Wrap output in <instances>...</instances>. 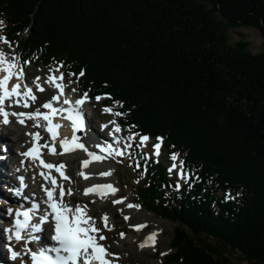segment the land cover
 <instances>
[{
    "label": "trees",
    "instance_id": "trees-1",
    "mask_svg": "<svg viewBox=\"0 0 264 264\" xmlns=\"http://www.w3.org/2000/svg\"><path fill=\"white\" fill-rule=\"evenodd\" d=\"M0 18L25 59L82 71V90L185 156L178 188L168 161H127L141 206L177 223L165 264H264V0H0ZM239 27L260 52L231 43Z\"/></svg>",
    "mask_w": 264,
    "mask_h": 264
},
{
    "label": "snow or ice",
    "instance_id": "snow-or-ice-1",
    "mask_svg": "<svg viewBox=\"0 0 264 264\" xmlns=\"http://www.w3.org/2000/svg\"><path fill=\"white\" fill-rule=\"evenodd\" d=\"M3 22L0 21V25ZM0 42L9 44L10 42L6 37L0 36ZM27 63V62H26ZM59 67H63V65H59ZM59 68L50 69V72L53 73L48 77V83H55L56 81H62L64 79L63 73L57 77L55 72L58 71ZM0 72L6 73L3 76H0V116L3 117V123H9L8 117L10 113L5 110L3 107L6 101H11L16 104H23L24 107H31L29 101H35L37 99L35 93L33 92L31 87L24 86L25 90L21 91V84L17 83L12 85L9 88V82L16 78L20 80L24 76L23 67L19 63V57L13 56L11 59L9 55L5 53L2 49H0ZM84 73L81 71L80 75L82 76ZM39 77H37V81ZM39 91H44V88L37 84ZM55 87L59 89V94L52 97L51 100L44 103L41 107L45 109H50V112H42L39 108H37L34 112H20V113H11V115H15L20 117L19 123L24 124L25 119H32L36 121L34 126L39 127L41 119L46 121V130L51 134V138L55 140L59 133L58 129L62 127L60 124L53 123V115L61 114L63 112H67L68 116L66 117L71 121V126L73 129V135L69 139L68 137H63L60 139V145L63 149L62 153L72 152L76 150H83L90 159H85L82 161V167L87 168L91 161H99L105 159V156L98 155L96 152L89 151L88 148L80 141V137L75 133L77 131H81L84 129V115L82 112V105L88 99L87 93L84 96L76 100L74 103L65 99L63 101L64 104L71 105L69 108H55L53 104L60 100V96L63 95L64 87L61 83H55ZM75 91V89H73ZM96 99L99 101L101 99L100 96H97ZM116 103H119L118 101ZM106 113H112L113 109L111 107H105L103 109ZM115 115H122V113H115ZM115 124V121H112ZM107 127V125H104ZM121 128L118 124H115L113 129V134L119 133ZM29 135L34 137L33 146L23 155L30 156L32 159H39L40 164L49 169V173H41L42 176L46 180H49L52 187H44V192L46 193V203L48 204L51 212L48 215H44L41 217V223L31 224L32 220L31 213L34 209H38L39 205H33V208L24 210V211H16L15 212V238L17 240L25 239V235L23 234L26 230L30 232H39L41 231V224L43 222H47L49 219V215H52L54 218V226L53 231L54 235L51 236V239L56 242L54 246H46L40 248L38 251H32L31 249H26L27 254L30 255L31 264H115V261L112 257L115 255L108 251L106 247L99 243V240H104L106 237L101 233V229L95 226V220L93 217L87 215V206H71L64 202L65 197V189L62 184L57 183L56 177L51 175V170L55 169L63 179H70L67 175H65L64 169L66 166L63 164L53 165L51 163H46L42 158L41 149L49 148L48 144H39V140L41 139L40 134L37 133H29ZM135 137H128V139H134ZM141 143L147 142L149 140L148 136L140 137ZM116 143H119L117 139ZM163 138L158 137L157 143L153 145L155 150V155H160V149L162 147ZM71 144V146H69ZM96 147L100 148L102 152L107 153L108 156L112 155H124L123 151H118L113 147L112 144L105 145H96ZM51 154H57L55 147L52 146L50 148ZM178 153H172L170 158L173 161L171 168H169V172L178 168V165L175 161L178 159ZM180 179L188 180L189 174L184 171L183 161L180 162L179 172ZM79 175L83 176L84 179H88V175L81 171ZM102 176L111 175V172H102L100 173ZM21 180L23 178L21 177ZM179 184L177 185V188ZM57 189H59L57 193ZM118 189L114 188L111 184H103V185H94L85 189L84 194L88 195L90 193H95L100 196L102 199L106 197V195L111 192L114 194ZM17 194H20V190H16ZM67 195H72V190H67ZM226 199H234L231 194L226 195ZM114 203H122V201H113ZM128 207H138V205H128ZM8 213L13 214L12 209H8ZM23 219H20V217ZM104 227L109 228L108 225V217L105 214L103 217ZM128 219V217H125ZM145 225H136L135 228L139 231ZM11 231V229H9ZM99 234V239H98ZM121 237H124V233L120 234ZM158 233H151L141 244L140 247H154L156 242V237ZM12 237H9L11 239ZM31 239H39V237L31 236ZM20 255L18 252H12L13 258ZM162 255H166V253H162ZM118 259V257H117Z\"/></svg>",
    "mask_w": 264,
    "mask_h": 264
},
{
    "label": "rangeland",
    "instance_id": "rangeland-1",
    "mask_svg": "<svg viewBox=\"0 0 264 264\" xmlns=\"http://www.w3.org/2000/svg\"><path fill=\"white\" fill-rule=\"evenodd\" d=\"M6 24L7 23L3 21V24L0 25V28L5 29ZM22 34H26V32H23ZM0 36H2L1 32H0ZM238 40L248 41L249 42V49L252 52L257 53L263 49V38H262L260 32L253 27H239V28L232 29L230 31L231 43L235 44ZM10 45L11 46H9V44H5V46H4V44L2 42H0L1 47H5V49L12 51L11 54L16 55V57L17 56L19 57L18 51L16 49V44L10 42ZM54 65H56V63ZM56 66H57V68H59V70L55 72V75L59 76V74L62 73V67H59L58 65H56ZM28 72H29V81L32 84L31 86L37 85L38 83L39 84L42 83L45 86H47V88L49 90V94H50V96H52V94L54 93V88H53L52 83H48V77L50 75H52L53 73H51L49 70H47L43 66L37 67V66L32 65V64L28 65ZM36 77H39L38 81H37ZM70 78L71 79L69 80V82H67L69 85L70 92L72 94L75 93L74 95H76V96H79L78 91H80L81 85L78 82V79L76 77L72 76ZM73 89H75V91H73ZM40 94H44V92L40 93ZM38 97H39L38 98L39 100L37 99L32 104V106H33V107H31L32 111L39 108L40 104L44 100H47V98H48V97H45L44 95H39ZM102 99H103V96L101 97L100 101ZM100 101H98L97 99H93L92 103L88 106V108H87L88 111L91 110L90 111L91 113L89 112L90 118H94L96 121L101 120L102 122L104 120L105 121H110V120L111 121H116V120L119 121L121 119V115H115V113H120L118 104H115L111 107L113 109L112 113H106L103 111V109L105 107L103 106V104ZM23 108H26V107H23ZM8 124H9V127H12V128H16V126H17L16 120L15 121L10 120V123H8ZM91 125H92V122H91ZM30 129L31 128L25 129V133H27V136H28L27 139L28 140H29V136H30L29 135ZM33 129H34V124H33ZM123 131L125 133H127V135L123 136V140L121 142V143H124L126 145V148L124 147L125 154L124 155H112V156H110L108 161H106L105 163L104 162L101 163V165H105V169H104V166L103 167L101 166L96 171L97 175L98 174L100 175V173H102V172H109L110 171L111 172L110 176L115 178L113 187L118 189V191H116L114 194L109 192L106 195V197L103 198V200L100 197H99L100 199L97 197L96 198L95 197H81V199H83V201L82 200L81 201L84 202L89 207L88 209H90L91 212H93L97 221L102 223L103 233L105 234L106 241L113 248L114 251L122 254V261H121L122 264H165L166 255L171 251L172 232H173L177 223L172 221V220L163 218L162 216H158L157 214L149 211L148 209L142 208L139 205L142 208V210H145L147 218L143 219L141 221V223H142L141 225H145V227H142L140 229L141 235L139 237L136 236L139 232L135 228L136 225H133V223H132V219H133L132 215L127 210L128 205L133 204L134 202H137V199H138L135 191L132 189V186L135 185V183L138 181L139 177H137L136 176L137 174H135L134 171L132 170L131 164L127 163V158H128L129 152H130V148L132 147V144L134 142V139H128V137H132L134 135L131 134L130 128L125 129L123 127ZM128 132H129V134H128ZM5 134H7L6 135L7 137L4 138V142H6V143H4L2 146L6 145V144L14 143V140H16L17 136L15 134H13L11 131H9V133L7 132ZM8 136H10L11 139H13V141H10ZM87 145H88V143H87ZM25 146H22V149ZM122 146H124V145H122ZM122 148L117 147L116 149L118 151H121ZM148 148H150V152H152V148H153L152 143ZM13 151H15V152L17 151L16 157H18V155H21V151L19 150V148L18 149L15 148ZM78 152L80 155L77 156L75 161H68L70 154H74V153H69L66 156H62L60 158V161H62L64 164H67V167L69 168V170L74 175L73 181L70 184L74 185V186H78L79 188H82V185H84L85 182L83 179L80 178L79 173L81 172V165H82L81 163L83 160L82 153H84V151H78ZM160 157L165 161L169 160V156H167L166 152H162ZM7 159H10V158H7ZM75 164H77V165H75ZM11 165L12 164L10 162L9 166L7 164L6 167L10 168ZM179 165H180V162L178 163V168H179ZM172 176L175 177V174L172 173ZM100 180L104 181L103 179H100ZM90 181H99V180L91 178ZM185 181L186 180H182L179 177L177 179V183L179 182L182 184ZM105 182L108 184H111L110 181H105ZM17 186H18V184H17ZM76 194L80 195V191L76 192ZM97 200H98V202H97ZM100 201H101V203H100ZM113 201H122V203H114ZM0 203H1V200H0ZM91 208H93V209H91ZM8 209H9V207L5 206V208H3L2 210L6 214V213H8ZM112 211L115 212V215H116L115 218H112L111 215H108ZM105 214L108 216V223L111 221L116 222V224L114 226H111L109 228L104 227V222H103L102 217ZM2 215H4V214L2 213ZM1 216H0V221H1V223H0V233H1L0 261H2V257H4V256L6 258L11 257L10 253L6 251L7 241L4 240L6 234H5V228L2 224L3 219H5V218H2ZM125 217H128V219H125ZM158 221L162 222L163 228L158 231L155 246L154 247L141 248L139 243H141L142 241H140V240L143 237L144 238L147 237L149 235V232L153 231L157 227L156 223H158ZM121 233L125 234L123 238L120 235ZM131 239H133V240H131ZM138 248H140L142 250L137 251ZM127 253H128V255H127ZM134 253H136V254L138 253L139 255L136 256ZM162 253H166V255H162ZM234 256L237 258L236 262H241V264H255L254 262L243 259L239 254L234 255ZM22 258H24L26 261V258H27L26 254H21L19 258L15 259V260H11L10 264H20V262H22ZM0 264H4V263L0 262Z\"/></svg>",
    "mask_w": 264,
    "mask_h": 264
},
{
    "label": "bare ground",
    "instance_id": "bare-ground-1",
    "mask_svg": "<svg viewBox=\"0 0 264 264\" xmlns=\"http://www.w3.org/2000/svg\"><path fill=\"white\" fill-rule=\"evenodd\" d=\"M9 23V21H8ZM78 68V67H77ZM60 75V74H59ZM59 77V76H57ZM69 82V81H68ZM71 82V81H70ZM45 83V82H44ZM39 84V83H38ZM42 84V83H41ZM44 85V84H43ZM44 88V91H39L37 85H35L32 90L33 92L35 93L36 96L38 95H44L45 97H48V98H51L50 94H49V90L48 88L45 86L43 87ZM70 90V89H69ZM77 90V89H76ZM78 91V90H77ZM44 94H40V93H43ZM55 92V91H54ZM79 92V91H78ZM75 94V93H74ZM39 98V97H38ZM37 98V99H38ZM41 98V97H40ZM43 98V97H42ZM39 100V99H38ZM41 101V100H40ZM47 101V100H45ZM29 103L31 104V107L32 106V103L33 101H29ZM94 103V102H93ZM5 108L6 111H8L11 115V113H20L22 112V108H19L18 107H12L11 105L7 104L6 106H3ZM31 107H28V108H31ZM100 107V106H99ZM92 109V108H91ZM96 109V108H95ZM100 109V108H99ZM91 111V110H90ZM89 111V112H90ZM98 111V110H97ZM96 112V111H95ZM91 113V112H90ZM97 113V112H96ZM124 115V114H123ZM0 120L2 121L3 123V117L0 116ZM15 118H18L20 119V117L18 116H15V115H11V120L15 121ZM26 123L25 124H20V123H16L17 125V128H12V127H9V124H5L3 123L2 127H0V194H2L3 196H6L8 197L12 203H9L7 204V206L10 208L14 205H18V207H22L20 206L19 204H16L15 202V197L11 196V195H7L4 191L3 188H1V185L3 183H7V185L9 186L11 183H12V178H11V170H9V168H7V158H10L11 159V162L16 164V166L12 167V168H15L16 170V174H21L20 170L17 169V165H18V162L20 161L27 169V174L24 175L31 183V186L34 188L36 194H37V197L40 199V200H46V196L44 193V190L42 187L46 186V182L44 180H42L40 177H39V173L36 172V166L34 164V161H29L28 159L24 158L23 155H18V157H16V153L17 151H13L15 148L16 149H20L22 146L26 145L27 144V141H28V136H27V133H25V129L26 128H30L31 126L30 123V119H25ZM18 122V121H17ZM32 122L36 123L35 120H33ZM89 127H91V123L89 124ZM9 131H11L13 134H15L17 137H16V140H14V143H10V144H6L5 147H3L2 145L6 142H4V138L7 137L5 133H9ZM93 133V132H92ZM95 134V133H93ZM8 138L10 139V141H13V139H11L10 136H8ZM16 141V142H15ZM87 143V142H86ZM88 148V147H87ZM89 150V148H88ZM74 154H70V157L68 158V161H75L77 156H79V152L77 151H74L73 152ZM84 156H86L87 154L84 152L82 153ZM65 162V161H64ZM102 162H98V163H92V164H89V166L87 168H83V172H88L89 173V179L88 181H90L91 178L93 179H96V180H99L101 181L100 179H103L104 181H101V182H104L106 183L105 181H110L111 182V185L114 186V180L115 178H113L112 176L110 175H107V176H102V175H97L96 171L97 169H99V167H103L104 166V169H105V165H101ZM105 163V162H104ZM73 164V163H72ZM80 164V163H79ZM82 164V163H81ZM100 164V165H99ZM109 164V163H108ZM77 165V164H75ZM112 166V165H111ZM110 167V166H109ZM101 169V168H100ZM103 169V168H102ZM103 169V170H104ZM109 169V168H108ZM100 173V172H99ZM81 178V177H80ZM79 179V178H78ZM82 179V178H81ZM80 181V180H79ZM82 184V183H81ZM108 184V183H107ZM83 186V185H82ZM78 187V186H77ZM81 196L82 194H74L73 196H70V199L72 200H76L77 202H80L81 200L83 201V199H81ZM96 198V197H95ZM99 198V197H97ZM101 198V197H100ZM99 198V199H100ZM87 200V199H86ZM103 200V199H102ZM93 201V200H92ZM90 202V201H89ZM98 202V200H97ZM101 203V201H100ZM104 203V202H103ZM0 204H3V202H1ZM96 204V203H95ZM105 204V203H104ZM45 205V204H44ZM131 205H138V207H127V210L129 211V213L132 215L133 219H132V223L133 225H141V221L143 219H146V213H145V210H142V208L139 206V204L137 202H134L133 204ZM96 208V207H95ZM94 208V209H95ZM93 209V208H91ZM43 211H46V209H44ZM95 212V211H94ZM93 213V212H92ZM129 214V215H130ZM2 215V213L0 212V216ZM6 215H8V213H6ZM108 215H111L112 218H115V212L112 211L110 212ZM9 216V215H8ZM129 217V216H128ZM116 224V222H110L108 223L109 227L111 226H114ZM157 224V227L149 232V235L151 233H158V231L160 229L163 228V225H162V222L161 221H158ZM46 230L49 232L50 230V225H46L45 226ZM111 229V228H110ZM139 233L136 235L137 237H139L141 234H140V230L138 231ZM50 233V232H49ZM148 235V234H147ZM148 235V236H149ZM147 236V237H148ZM143 237V236H142ZM0 238H1V233H0ZM144 238V237H143ZM142 238L141 241H143L144 239ZM136 239V238H135ZM146 239V237H145ZM133 240V239H131ZM130 240V241H131ZM116 242V241H115ZM121 242V241H120ZM117 243V242H116ZM124 243V242H123ZM115 244V243H114ZM126 245V244H125ZM120 246V245H119ZM18 247H23L22 248V253H24L25 249H28V244L23 242V243H18ZM122 248V247H121ZM132 248V247H131ZM119 249V248H118ZM142 249L138 248L137 251H140ZM126 252V251H125ZM27 253V252H26ZM142 253V252H141ZM136 256L139 255L138 253H134ZM128 255V253H127ZM134 255V256H135ZM19 261V260H18ZM24 258H22V262H20V264H28L26 263V261Z\"/></svg>",
    "mask_w": 264,
    "mask_h": 264
},
{
    "label": "water",
    "instance_id": "water-1",
    "mask_svg": "<svg viewBox=\"0 0 264 264\" xmlns=\"http://www.w3.org/2000/svg\"><path fill=\"white\" fill-rule=\"evenodd\" d=\"M80 135V134H79Z\"/></svg>",
    "mask_w": 264,
    "mask_h": 264
}]
</instances>
